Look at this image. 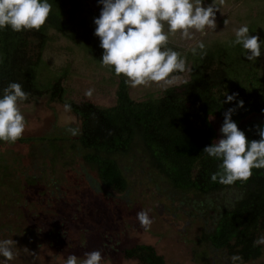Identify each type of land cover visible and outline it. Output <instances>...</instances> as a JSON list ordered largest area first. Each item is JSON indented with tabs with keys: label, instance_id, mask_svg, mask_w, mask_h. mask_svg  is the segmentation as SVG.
Instances as JSON below:
<instances>
[{
	"label": "trees",
	"instance_id": "trees-1",
	"mask_svg": "<svg viewBox=\"0 0 264 264\" xmlns=\"http://www.w3.org/2000/svg\"><path fill=\"white\" fill-rule=\"evenodd\" d=\"M48 2L52 10L39 30L15 32L10 26L0 29V97L4 88L16 82L30 93L29 98L47 94L50 100L70 104V112L80 120L79 134L69 136L63 132L60 137L42 139L55 152L57 142H67L82 163L95 171L96 179L104 187L126 189L120 157L137 148L152 169L178 192L208 196L213 201L215 195L221 198L223 193L233 191L236 195L211 207L210 212L216 217L207 240L214 249L226 250L242 260L258 257L261 246H254V241L264 233V169L253 168L248 180H238L230 186L214 183L211 175L218 171L221 161L203 149L217 140L211 117L223 123L224 113L230 108L236 109L232 119L248 139H260L257 126L264 128V44L261 57L249 61L242 45L233 46L235 33L230 31L227 37L212 40L203 52L197 48L196 54L191 50L181 54L188 80L165 88L160 95L146 93L144 99L135 100L130 92L137 87H129L126 77L115 75L113 67H104L100 61L104 50L95 35L94 23L102 8L98 0H93L95 9L89 0ZM236 2L225 20L236 17L241 26L249 27L250 35H259L264 41V0H225L224 8ZM203 3L207 6L212 0ZM253 6L260 7V12L246 19L245 12ZM62 40L74 60L85 61L102 71L99 81L113 88L112 105L76 102L66 97L62 80L70 65L56 72L42 57L46 48ZM165 46L170 48L168 43ZM234 94L244 102L243 107L238 106L239 101L231 105L224 100L225 95ZM205 158H209L212 168L206 181L197 186L193 170ZM123 252L126 257L137 259V264H165L149 244H136Z\"/></svg>",
	"mask_w": 264,
	"mask_h": 264
},
{
	"label": "rangeland",
	"instance_id": "rangeland-1",
	"mask_svg": "<svg viewBox=\"0 0 264 264\" xmlns=\"http://www.w3.org/2000/svg\"><path fill=\"white\" fill-rule=\"evenodd\" d=\"M89 4L95 9L93 0ZM237 4L228 9L223 5L222 12L216 13L215 31L193 29L192 39L182 38L180 32H168L170 49L184 54L201 41L207 46L212 40L227 37L230 31L235 33L234 29L241 27L236 17H228L227 26L225 18ZM259 10L258 6L251 7L245 12L246 19L254 17ZM166 28L167 24L164 31ZM64 44L63 40L51 44L42 57L56 72L70 65L62 80L66 97L76 102L112 105L113 88L99 81L102 71L85 61L74 60ZM172 75L176 77L172 85L150 83L138 86L130 94L135 100L144 99L146 93L160 95L165 88L179 86L189 78L187 68ZM89 89L90 97L85 95ZM224 100L227 102L226 95ZM238 101L235 98L228 103L236 105ZM18 106L25 117V132L21 140L0 144V166H5L7 171H0V240L17 242L14 259L7 264H65L68 255L83 258L84 253L93 250L102 252L101 264H137V259L128 258L123 252L136 244L151 245L165 264H232V255L214 249L207 233L216 217L210 212L211 207L236 195L233 191L223 193L221 198L217 194L213 201L208 196L178 192L152 169L147 157L137 148L130 155L120 157L126 189L104 187L96 179L95 171L82 163L67 142H57L55 152L42 139L60 137L63 132L71 136L67 128H80V120L64 110L63 102L42 94ZM211 123L218 140L222 136V123L214 117ZM211 168L209 158L198 162L193 170L194 184L198 186L206 181ZM91 179L96 181L90 182ZM142 209L153 220L148 230L136 219V213ZM260 246L258 257L237 264H264V245ZM0 264H5L2 256Z\"/></svg>",
	"mask_w": 264,
	"mask_h": 264
},
{
	"label": "clouds",
	"instance_id": "clouds-1",
	"mask_svg": "<svg viewBox=\"0 0 264 264\" xmlns=\"http://www.w3.org/2000/svg\"><path fill=\"white\" fill-rule=\"evenodd\" d=\"M98 3L102 8L94 23L95 35L100 38V47L104 50L100 60L102 66L113 67L115 75H123L125 83L136 88L161 82L172 85L176 80L172 74L186 70V61L180 53L164 49L169 39L164 31L165 24L169 33L180 32L184 39L193 38V29L197 32H204L206 28L215 31L216 13L222 12L225 0H212L207 6L203 0H98ZM51 10L48 0H0V29L10 26L15 32L39 30ZM227 24L228 20H225ZM234 32L233 46L242 45L249 61L261 57L264 41L259 35H250L247 25L234 29ZM205 47L201 41L191 51L196 54L198 48L203 52ZM85 95L90 97L92 90H87ZM236 95H226L227 102L235 100ZM29 96L30 93L25 92L20 83L12 82L3 89L0 97V141L14 143L22 138L26 122L18 105ZM238 106L243 107L244 102L239 101ZM64 110L71 111V105L65 103ZM235 111V108H230L224 113L221 138L203 149L204 153L221 161L211 180L229 186L238 180H248L253 168L264 169V128L257 126L259 140H249L232 119ZM66 131L75 136L80 129L69 127ZM136 219L145 230L153 223L149 212L143 209L136 213ZM16 244L13 239L0 240V256L5 258V264L14 259ZM257 245H264V236L254 241V246ZM102 259V252L93 250L84 253L83 258L70 254L65 264H101ZM231 260L232 264H237L242 257L233 255Z\"/></svg>",
	"mask_w": 264,
	"mask_h": 264
},
{
	"label": "flooded vegetation",
	"instance_id": "flooded-vegetation-1",
	"mask_svg": "<svg viewBox=\"0 0 264 264\" xmlns=\"http://www.w3.org/2000/svg\"><path fill=\"white\" fill-rule=\"evenodd\" d=\"M5 168L3 166H0V171H4Z\"/></svg>",
	"mask_w": 264,
	"mask_h": 264
}]
</instances>
